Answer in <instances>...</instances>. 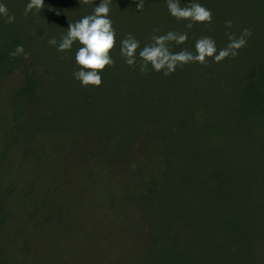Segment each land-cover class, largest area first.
<instances>
[{
	"label": "trees",
	"instance_id": "1",
	"mask_svg": "<svg viewBox=\"0 0 264 264\" xmlns=\"http://www.w3.org/2000/svg\"><path fill=\"white\" fill-rule=\"evenodd\" d=\"M100 1L44 0L40 13L33 10L25 17L29 0H0L15 17L6 23L0 16V227L15 215L5 207L15 196L20 216L32 229L21 249L10 250L20 258L26 252L37 256L42 240L36 234L44 233L52 254L48 263L72 264L77 255L72 246L75 230H86L80 264H264V0H180L181 7L196 2L212 11L211 24L196 23L191 29L185 27L187 21H177L164 10L166 0H145L142 11L137 9L138 0H115L110 12L116 30L111 53L115 65L100 74L127 78V86L119 85L116 93L125 92L126 86L127 97L140 95L145 100L132 117L139 129L127 135L126 157L112 150L110 140L118 135H109L106 150L99 153L102 165L89 161L98 156L91 152L73 167L69 147L57 143L60 137L73 136L76 143L101 147L87 133L97 94L74 83L73 73L64 69L75 62L71 58L81 45L76 42L62 53L58 44L48 41L55 37L59 43L69 23L93 14ZM229 20L232 27L226 28ZM154 28L160 29L158 34L188 33L186 43L171 45L174 52H194L195 41L204 36L214 39L219 50L229 43L227 33L239 36L248 28L252 35L236 57L220 63L209 59L206 65L190 63L165 77L151 65L142 71L138 53L134 67L120 55V41L127 34L142 48L151 43ZM18 45L26 55L11 57ZM60 61L64 63L60 69L53 67ZM47 74L50 81L42 89ZM15 75L22 81L13 92L5 82ZM47 92L57 96L49 100ZM139 141L146 155L141 162L134 160ZM124 161L129 181L123 188L109 170ZM178 180L181 188L175 186ZM192 186L206 196L194 209L181 204ZM70 193L90 198L80 203ZM91 204L100 205V212L112 214L115 222L127 227L125 248L110 263L106 254L116 247L109 245L106 253L97 243L110 238L112 231L106 234L101 226V233L93 228L89 233L88 222L73 219ZM161 220L170 223L165 231ZM200 233L207 246L204 255L191 245ZM32 234L36 245L31 244ZM8 260L22 263L18 258L14 263Z\"/></svg>",
	"mask_w": 264,
	"mask_h": 264
},
{
	"label": "rangeland",
	"instance_id": "2",
	"mask_svg": "<svg viewBox=\"0 0 264 264\" xmlns=\"http://www.w3.org/2000/svg\"><path fill=\"white\" fill-rule=\"evenodd\" d=\"M97 1L99 2L100 0H97ZM114 1L115 0H112L111 5H113ZM164 10L168 11V9H164ZM110 12L111 13L113 12L112 9ZM111 13L109 14L110 19L113 17ZM74 58L75 57L72 56L71 59L75 60ZM59 64L61 66L64 65V63L60 61L56 65H53V67L60 69L61 66ZM120 64L123 67V63H120ZM66 65L67 64L64 65V69H68L67 70L68 73L74 74V72L78 70V66L76 65L75 62L71 65L68 64L67 68H66ZM123 74H125V72H123ZM101 76H102L101 86L86 87L87 90H91L95 92V94H97L95 101H94V105L91 107V109L94 111V112L93 111L91 112L94 115L90 119V122H89L90 127L88 128L87 133L91 134L95 138V140H97L100 143L101 147H99L97 143L96 144L94 143L92 145L90 143H81V144L76 143V142H79V140H77V138L73 136H70L69 138L65 140H63L62 137H60L61 139L59 140V143H57L58 145L62 147H69L68 149L67 148L66 149L68 150V153L73 154L71 155L73 157L69 155V158L72 160L71 164L73 167H75V163L79 164V162H81V158H83L82 162L83 160L86 161V155L91 152H95L96 155L98 156H96V159L94 157L93 159H89V161L95 160L96 164L99 163L100 165H102V162H101L102 156H100L99 153L100 152L103 153V151L100 150L101 148L103 150H106V147H107L106 145L108 143L106 141L110 140L107 137L109 135H111V137L112 135L114 136L118 135L116 139L110 140V141H114V142H111L113 145L112 150L118 155H122L123 157H126L127 156V149H126L127 148V135L129 133H134L136 130L139 129V127H136V124L133 125L135 121L132 117L136 114L137 107L141 105L145 100L142 99V96L140 95H136L134 97H127V87H126L127 78L124 77L125 75L123 76L124 78H119L118 76L112 77L106 74H102ZM49 79H50L49 74L43 76V79H42L43 84L41 87L42 89L47 83H49L50 81ZM20 81H22L21 76L15 75L13 77L11 76L5 83L7 84V86H9L11 91L14 92L16 89L19 88L21 84ZM73 82L80 83V81L76 80L75 78H73ZM123 84H126V86L124 87L126 91L123 92L122 94H117L115 90L118 88L119 85H123ZM135 84L138 85L137 83ZM56 96L57 95L52 92H47V98L49 100H53ZM8 97H10V95L6 96L4 100L6 101ZM73 103H74V100L72 101V104ZM103 137H105V139H103ZM73 147H76V151H75V148ZM134 155H135L134 160H137L138 162H141V160L146 159V155L144 153L142 142L140 141L136 142L134 146ZM78 158L80 159L77 160ZM58 159H59L58 156L57 158L55 157L56 162ZM55 165H58V163ZM63 166H60L62 170H63ZM65 167L67 170V166ZM127 167H128L127 161H124L123 164H120V163L119 165L115 164V166H112L111 169L109 170L112 178L116 179L119 185L123 186V188L126 187L127 180L129 181V179H127ZM72 174L73 173L70 172V174H68V177H67L69 184L70 183L72 184L75 182L74 178L71 176ZM121 178H123L125 182L121 183ZM33 180H36L35 183H37L38 185L40 184L36 174H33ZM176 182L177 183L175 184V186H177L178 188H181L182 183L179 180ZM102 183L103 182L101 183L98 182V186L102 185ZM107 188L110 189L109 186ZM195 188L196 187L194 186H192V188H187L188 191L182 197L183 201L181 202V204L184 207L191 206L192 209H194L200 206L199 205L200 203L203 204L205 202L206 200L205 194L201 192L199 193L197 190L193 191ZM198 189L201 190V188H198ZM72 193H70L69 195L70 196L72 195V198H74L76 202L78 201L81 203L83 198H86L87 200L88 198H90V195H88V197L86 195H84V197L82 195L74 197V194ZM93 200L97 202L96 199H93ZM18 205L19 204L16 201L15 196L8 199L5 205V207L7 208L6 210L8 212H14L15 215L12 217V219H9V222L4 227H0V260L1 261L5 260L10 264V261L8 259L12 260V262L14 263L13 259L18 258L19 260L22 259L21 260L22 263L20 264H49L48 261L50 260V257L52 254H51L50 249L48 248V243L46 242L44 233L36 234V237L39 236V239L42 240V242L40 243L41 247H39L41 249L39 250L41 254L39 255L36 256V253L34 254L32 252H29L28 254L26 252L24 254H21V258H20L19 256L20 253H18L17 255L10 250L12 246H15V248L17 249H21L24 243L26 232L28 231L29 233H32V229H30L31 223L30 225H28V220L24 219L25 216H22V217L20 216L21 212L19 210L20 207H18ZM99 206L97 205V208L94 205L91 207L87 206L88 209H86V211H84L83 213L76 212L73 215V219H76L77 222H79L80 220L79 223L88 222L89 223V226H88L89 233L94 232L93 229H95V231H97L98 234L99 232L101 233L99 229L101 226L103 227L102 229L103 231L106 232V234L112 231L111 232L112 235L109 236L110 238L106 240L104 238H101V240L98 241L97 243L98 245H101L102 250H105V251L108 250L107 248L109 247V245L113 244L116 247L115 250H112V251L108 250V253L106 251L107 253L106 258L107 259L109 258L108 261L110 263L112 262V260L113 261L115 260L114 259L115 255H117V253L122 252V250H124L125 248V242L127 241V230H126L127 227L123 226L121 222H118V223L115 222L112 214H109L107 212H104V213L100 212V210H98ZM138 217H139V213H136L134 218H138ZM21 220L25 222L24 223L25 225L24 224L22 225ZM165 221L166 220L164 221L161 220L159 222L160 226H162L164 231L167 230L168 227L170 226V223H166ZM50 227L54 228L53 226H50ZM116 227H118V231L117 229L115 230ZM87 234L88 233L86 232V230L85 231L75 230V236H74V241H73L72 246L74 248V253H76L77 255L76 257L72 258V264H80V261H79L80 258H78L79 252L86 245V242H87L86 235ZM34 236H35L34 234L30 236L32 238L31 239L32 245L35 243L33 241ZM34 245H36V243ZM191 245L193 248H195L198 251L200 255H204L205 249H207V246H205L204 233H200V235L196 234L195 241L192 242ZM113 251L114 253H112Z\"/></svg>",
	"mask_w": 264,
	"mask_h": 264
},
{
	"label": "clouds",
	"instance_id": "3",
	"mask_svg": "<svg viewBox=\"0 0 264 264\" xmlns=\"http://www.w3.org/2000/svg\"><path fill=\"white\" fill-rule=\"evenodd\" d=\"M94 0H80L81 4H88ZM112 0H101L96 5L93 14L85 15L75 23H69L66 34L61 37L59 43L56 38L49 39L50 45L56 46L57 51H70L73 44L78 42L81 46L75 53V63L78 70L74 72V78L80 81L84 87H99L102 84L101 72L107 67L114 66L112 51L116 47V30L109 18ZM170 15L177 21H187L185 27L191 29L196 23L211 24L212 11L200 3L192 2L185 7L180 6V0H166ZM145 0H138L137 9L142 11ZM44 8V0H29L23 15L28 16L30 12L40 13ZM0 16L5 17L6 23H13L15 17L9 15L6 5L0 3ZM226 28L232 27V21L225 22ZM159 28H154L150 36L151 43L142 48L140 41L131 33L120 41V55L125 63L134 67L137 63V53L143 62L141 69L147 70L151 65L157 73L165 77L174 73L178 67L190 63L206 65L211 59L220 63L228 57H236L239 50L246 46L247 38L252 35L251 30L244 28L239 36L235 33H227L228 41L226 47L217 49L216 42L209 36L200 37L195 41V51L182 49L178 52L172 51L171 45H182L188 40L187 32L168 31L163 34ZM139 49V52H138ZM11 57L26 55L22 45H18L14 51L9 53Z\"/></svg>",
	"mask_w": 264,
	"mask_h": 264
}]
</instances>
